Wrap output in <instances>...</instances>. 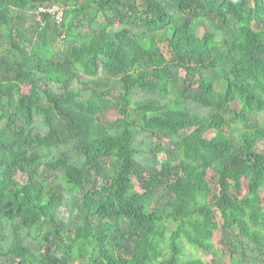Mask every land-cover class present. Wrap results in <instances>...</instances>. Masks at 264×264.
Masks as SVG:
<instances>
[{
  "label": "trees",
  "instance_id": "16d2710c",
  "mask_svg": "<svg viewBox=\"0 0 264 264\" xmlns=\"http://www.w3.org/2000/svg\"><path fill=\"white\" fill-rule=\"evenodd\" d=\"M217 232L264 264V0H0V264H221Z\"/></svg>",
  "mask_w": 264,
  "mask_h": 264
},
{
  "label": "rangeland",
  "instance_id": "374dc122",
  "mask_svg": "<svg viewBox=\"0 0 264 264\" xmlns=\"http://www.w3.org/2000/svg\"><path fill=\"white\" fill-rule=\"evenodd\" d=\"M218 77L220 78V76L218 75ZM218 78V79H219ZM117 113L112 111L110 112V118L111 119H116L117 118ZM260 163V161H259ZM218 221L222 222L221 218L218 217ZM214 244H215V248L217 250V253L219 255V258H221V264H228L230 262V255L229 252L227 251V248L223 245L222 242V236L219 232H217L215 238H214ZM186 256L188 257H202L206 260L211 259L210 256L206 257L200 250L196 249L194 246L189 245L188 243H186Z\"/></svg>",
  "mask_w": 264,
  "mask_h": 264
},
{
  "label": "built area",
  "instance_id": "2783aa9c",
  "mask_svg": "<svg viewBox=\"0 0 264 264\" xmlns=\"http://www.w3.org/2000/svg\"><path fill=\"white\" fill-rule=\"evenodd\" d=\"M41 11H50L55 13L56 15V19L58 22H61L63 20V16H64V10L63 8L59 7V6H53L52 8H49L48 10L45 8H40Z\"/></svg>",
  "mask_w": 264,
  "mask_h": 264
}]
</instances>
